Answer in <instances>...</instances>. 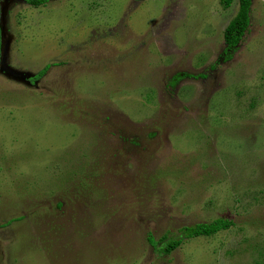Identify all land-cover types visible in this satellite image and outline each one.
I'll list each match as a JSON object with an SVG mask.
<instances>
[{"label": "rangeland", "instance_id": "rangeland-1", "mask_svg": "<svg viewBox=\"0 0 264 264\" xmlns=\"http://www.w3.org/2000/svg\"><path fill=\"white\" fill-rule=\"evenodd\" d=\"M237 7L0 0V264H263L264 0L230 47Z\"/></svg>", "mask_w": 264, "mask_h": 264}, {"label": "trees", "instance_id": "trees-1", "mask_svg": "<svg viewBox=\"0 0 264 264\" xmlns=\"http://www.w3.org/2000/svg\"><path fill=\"white\" fill-rule=\"evenodd\" d=\"M27 1L30 2L32 5H37L38 3L43 2V0ZM229 3L230 0H222L223 7H227ZM249 4L250 0H238V7L235 15L228 21V23L223 29L222 37L226 46H234L239 40L241 34L243 33V30L245 29L248 22L247 13ZM41 73L42 71H39L38 75H40ZM230 223L231 222L229 220L216 218L208 223H195L194 225L182 227V234L184 238H191L200 235L208 236L219 229L226 228L228 225H230ZM161 238H164V236L162 235ZM147 239L150 243L154 242L150 236H148ZM181 240V237H176L166 241L164 243V246L162 247V251L165 253L170 252L172 249H174L181 243Z\"/></svg>", "mask_w": 264, "mask_h": 264}, {"label": "water", "instance_id": "water-1", "mask_svg": "<svg viewBox=\"0 0 264 264\" xmlns=\"http://www.w3.org/2000/svg\"><path fill=\"white\" fill-rule=\"evenodd\" d=\"M16 74V73H15Z\"/></svg>", "mask_w": 264, "mask_h": 264}]
</instances>
